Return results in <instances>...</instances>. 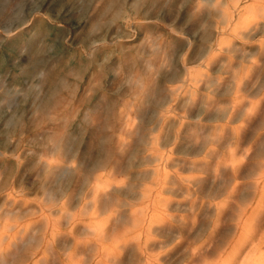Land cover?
I'll list each match as a JSON object with an SVG mask.
<instances>
[{"label": "rangeland", "instance_id": "374dc122", "mask_svg": "<svg viewBox=\"0 0 264 264\" xmlns=\"http://www.w3.org/2000/svg\"><path fill=\"white\" fill-rule=\"evenodd\" d=\"M63 2L0 0V264H197V257L199 264H232L234 246L241 247L240 264L253 261L247 254L251 244L243 248L239 239L227 254L219 247L215 255L204 253L213 251L216 226L234 202V215L241 220L258 180L262 198L258 195L249 209L258 206L255 221L264 222V0H182L178 7L167 5L162 16L151 11L149 0H136V13L159 28L158 34L145 35L139 26L131 27V46H147L158 54L163 37L187 47L180 56L183 72L164 83L154 106L156 127L137 132L135 151L128 157V169L138 172L131 185L128 171L112 158L129 152L126 133L138 127L136 100L108 109V125L115 123L119 132L108 138L107 155L85 169L80 154L89 137L80 135L79 148L63 131L73 121L85 129L95 123L86 110L100 84L66 70L54 86L46 87L43 82L52 79L71 53L38 72L36 56L29 62L19 55L37 36L60 32L62 22L56 17ZM210 5L212 22L200 23L199 51L193 57L194 42L185 25ZM71 26L78 30L74 22ZM140 35L143 42L131 43ZM53 52L45 40L37 56ZM147 67L159 79L173 65ZM130 86L146 89L138 74ZM253 152L255 167L241 179ZM209 170L215 176L211 189ZM126 187L135 200L121 195ZM104 195L114 197L107 215L95 206ZM122 207H130L129 216L114 226L113 217ZM212 208L216 216H209L210 230L166 231L198 221Z\"/></svg>", "mask_w": 264, "mask_h": 264}, {"label": "clouds", "instance_id": "9594fccd", "mask_svg": "<svg viewBox=\"0 0 264 264\" xmlns=\"http://www.w3.org/2000/svg\"><path fill=\"white\" fill-rule=\"evenodd\" d=\"M149 2L151 11L162 16L167 5L171 4L175 8L182 3V0H149ZM201 2L202 0H196L197 4ZM215 2L221 4L223 0H215ZM135 3L136 0H64L56 17L62 22L60 32L55 37H52L50 33L41 34L35 38L33 43L22 46L19 51V55L29 62L34 56L37 57L34 65L35 72L46 65L55 66L64 58L66 51L71 53L64 63L59 65L52 79L46 78L43 82L46 87L54 86L60 76L66 74V70L79 71L82 76H89L100 84L95 95L89 97L90 107L86 110L92 113L95 123L90 129H85L82 122L73 121V124L63 131L65 139L71 140L79 148H83L80 135L89 137L87 150L80 154V162L85 166V169L92 167L98 158L107 155L110 148L108 138H115L119 132L115 123L111 127L108 125L106 119L108 109L119 107L126 99L136 100L138 127L136 130L126 133L130 145L129 152L114 154L112 158V163L119 159L121 166L128 171L130 185L136 182L138 176L136 169H128V157L135 151L137 132L147 133L156 127L153 122L154 106L162 94L164 83L177 72H183L184 66L180 62V56L187 47L186 42H166L163 37H161V43L164 47L158 54H154L152 49L147 46L142 48L131 46L127 39L131 27L139 26L138 32L145 35L148 32L158 34L159 28V25L147 23L148 16L136 13L133 8ZM158 5L161 7H157ZM210 7L211 5L191 25H185L188 28V37L194 42L193 57L199 51L200 42L196 31L200 23L203 21L212 22L214 13L211 12ZM142 11L146 12L148 9L145 8ZM62 16L67 17V20H62ZM73 22L75 28L78 29L75 32L71 26ZM45 40L54 47V52L41 58L37 56V52L40 44ZM143 41L144 35H140L139 40L131 43ZM25 47L27 51H25ZM168 62L172 63V70L161 72L159 79H156L154 73L147 67L149 63L159 66L161 63L167 64ZM136 74L145 80V90H134L130 86L131 79ZM77 129L79 131H76ZM41 150L37 145L36 151ZM253 167H255L254 152L249 157L245 172L240 178L244 179L247 171ZM208 177L209 189H211L212 182L215 180L212 170H209ZM121 195L128 201L136 199V196L130 193L127 187ZM113 199L114 197L108 195L101 196L95 202L98 212L107 215L111 210L110 202ZM237 211V205L234 202L220 218L219 225L216 226L213 251H205L204 254L215 255L216 247L223 249L227 254L233 243L241 237L240 229L243 222L234 215ZM129 213L130 207H122L118 215L113 217L114 226L121 225L128 218ZM210 215L216 216L214 208L199 215L198 221L193 218L190 222L178 223L166 231L175 232L176 230L189 229L198 234L202 230H210L213 227V221L209 220ZM258 227L261 234H264V222H261ZM199 259L200 257H197V264H199ZM236 264H240V261L237 260Z\"/></svg>", "mask_w": 264, "mask_h": 264}, {"label": "bare ground", "instance_id": "6f19581e", "mask_svg": "<svg viewBox=\"0 0 264 264\" xmlns=\"http://www.w3.org/2000/svg\"><path fill=\"white\" fill-rule=\"evenodd\" d=\"M260 183H261L260 180L256 182L257 192L255 194V198L253 199L254 201H256V199L258 198V195L262 198V190L259 189ZM261 198H259V201ZM253 200H252V204H253ZM251 206L243 210L244 212H243V215L241 216V220L243 223L241 227V237L239 238V242L243 243L242 244L243 248L244 246L248 247V245L251 244L247 254L249 258L252 259L253 257L254 260L251 261L250 259H247L246 261L247 264H264V254L260 252V250L264 247V234H261V230L258 227L260 223L255 221V218H256L255 214L257 213L259 209H258V206L255 208L249 209ZM233 249H234L233 251L234 255L232 258V264H236L239 254H240L241 247L237 249V247L234 246Z\"/></svg>", "mask_w": 264, "mask_h": 264}]
</instances>
